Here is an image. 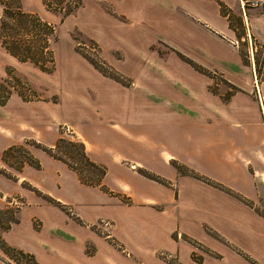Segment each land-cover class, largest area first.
<instances>
[{"label": "crops", "instance_id": "0c3cea01", "mask_svg": "<svg viewBox=\"0 0 264 264\" xmlns=\"http://www.w3.org/2000/svg\"><path fill=\"white\" fill-rule=\"evenodd\" d=\"M117 62L122 64L114 70L124 81L88 66L92 80L66 95L72 122L65 126L106 167L102 183L84 182L66 161L45 151L67 174L64 182L56 171L54 185L65 184L69 194L42 186L30 173L43 165L17 169L4 162V149L29 137L14 132L0 155L13 174L0 176L20 189L3 193L0 208L9 197L25 200L27 194L37 205L58 206L52 220L32 216L51 240L45 250L53 254L58 242L67 249L66 261L52 264H264L262 92L256 104L224 76L228 89L214 86L211 76L198 77L193 89L172 75H154L144 57ZM167 88L175 99L165 96ZM61 135L58 127L50 146ZM31 149L39 156V146ZM103 219L111 222L109 236L99 229ZM23 249L40 259L34 247Z\"/></svg>", "mask_w": 264, "mask_h": 264}, {"label": "rangeland", "instance_id": "374dc122", "mask_svg": "<svg viewBox=\"0 0 264 264\" xmlns=\"http://www.w3.org/2000/svg\"><path fill=\"white\" fill-rule=\"evenodd\" d=\"M19 3L54 26L53 63L48 61L51 68L42 69L32 61H22L8 51L0 38V79L17 75L25 81L18 84L12 79L11 85L0 84L1 94L6 95L9 87L12 89L6 102L0 103V155L13 141L14 132L29 135L18 144L27 146L44 166L42 170L34 168L30 176L62 196L69 194L68 188L65 184L60 188L55 186L51 178L61 170L59 162L52 160L40 146L36 156L31 147L36 146L33 140L50 146L58 127L63 136L76 139L65 131L66 123L72 122L67 94L80 91L83 82L92 80L88 66H96L88 56L112 69L113 65L122 64L118 60L144 57L152 62L154 75L166 78L172 75L185 80L193 89L198 88V77L206 76L216 80L214 86L228 89L226 77L256 104L257 99L261 101V92L264 98V0H50V6L44 0H19ZM3 6L0 2V27ZM229 16L234 28L229 24ZM158 85L166 86V83L158 82ZM164 94L170 100L175 99V93L168 88ZM260 108L264 115L262 103ZM57 121L61 124L57 125ZM23 153L16 151L9 160L17 164ZM76 161L78 166H85L84 161ZM0 166L6 170L4 173L0 170V174L5 177L13 174L7 166L1 163ZM90 169L84 167V175L93 176L95 172ZM61 173L62 180L67 182V174L63 170ZM5 177L0 176V200L6 191L20 189V185ZM9 198L7 205L18 207V220L2 230L6 242L22 249L34 247L41 253L39 260L45 264L65 262L64 244L58 242L59 250L53 254L45 250L44 243L50 245L51 240L43 238L45 233H41L32 217L37 213L52 220L58 206L37 205L32 194H27L25 200L20 195ZM8 215L9 212L1 213L0 218L6 220ZM7 260L0 248V264H10Z\"/></svg>", "mask_w": 264, "mask_h": 264}, {"label": "trees", "instance_id": "16d2710c", "mask_svg": "<svg viewBox=\"0 0 264 264\" xmlns=\"http://www.w3.org/2000/svg\"><path fill=\"white\" fill-rule=\"evenodd\" d=\"M44 1L48 6H50V0ZM0 2L4 5L0 27V38L2 44L8 49V51L15 54L20 60H29L34 62L42 69H50L51 66L48 65L47 62L52 61L53 63V49L51 47V40L52 34L54 32V26L49 21L39 16L37 13L23 9L19 3V0H0ZM76 4H78L77 1ZM229 21L230 26L233 27L231 18ZM88 58L105 74L111 75L122 81L125 80L124 76L109 66H105L103 62H100L89 56ZM12 79L18 84H25V81H22V79L17 75L10 76V78H6L4 80L0 79V84L11 85ZM11 93L12 89L10 87L7 89L6 95L0 93V103L4 104ZM33 141L34 142L32 143L36 146H40L55 157L66 161L79 173L81 179L84 182L89 184L102 183V179L106 174V167L90 158L82 140L70 139L61 135L54 146H47L40 141ZM16 151L24 152V157L20 158L17 164L9 160V156H14ZM2 158L9 164L15 165L17 169H22L26 163H31L37 167L41 166L40 161L24 144H12L8 146L4 149ZM76 159H80L81 162L84 161L85 166H78V160L76 161ZM176 166L180 169V171H185L186 167L182 166L181 164L176 162ZM84 167L87 169L91 168L90 170L92 173L95 172L94 175H91V177L84 175L82 171ZM1 171L5 172V170ZM142 172L154 177V175L148 171L142 170ZM50 200L61 204L59 200H55L54 198H50ZM17 208L18 207L14 208L10 205L0 208V214L9 212L6 220L0 218V248L9 258L7 261L10 264H14V261L19 264H40L34 253L7 243L2 235V230L8 229L11 227L14 221L18 220ZM21 257H26V259L20 261L19 259H21Z\"/></svg>", "mask_w": 264, "mask_h": 264}, {"label": "built area", "instance_id": "2783aa9c", "mask_svg": "<svg viewBox=\"0 0 264 264\" xmlns=\"http://www.w3.org/2000/svg\"><path fill=\"white\" fill-rule=\"evenodd\" d=\"M65 131H66V132H71L70 127L65 126ZM110 225H111L110 220H108V219H103V220H101V221L99 222V229H100L101 226H102L103 231H106V234L109 236V235H110V232H109V230H108V227H109Z\"/></svg>", "mask_w": 264, "mask_h": 264}]
</instances>
